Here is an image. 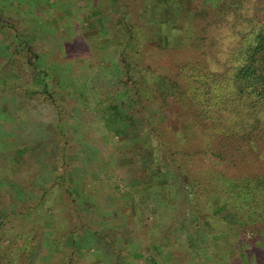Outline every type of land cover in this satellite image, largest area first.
<instances>
[{
  "label": "rangeland",
  "instance_id": "obj_1",
  "mask_svg": "<svg viewBox=\"0 0 264 264\" xmlns=\"http://www.w3.org/2000/svg\"><path fill=\"white\" fill-rule=\"evenodd\" d=\"M128 1L130 16L135 20L140 11L150 5L149 0ZM116 2L0 0V14L14 19L19 36L14 38L0 28V61L7 50L12 52L10 71H5L0 83V208L14 210L0 226V234L7 237L2 246L7 251L5 264H116L114 253L118 254V261L122 264H242L227 240L225 250L219 255L213 250H204L202 237L195 239L198 246L195 251L184 245L185 233L178 229L177 221L185 222L192 230L190 232L203 234L205 218L208 217L203 215L208 207L205 201L196 221L191 217L177 218L184 214L188 203L184 195L175 193L170 180L160 176L153 179V175L139 177L141 181L152 180L150 187L142 188V183L134 186L125 178V170L134 165L132 151L139 152L146 146L151 149L159 140L167 143L179 140L182 148L186 149L185 137L189 135L190 138L191 133L187 135L179 129L182 124L171 125L170 120H176L173 111L167 110L166 103L154 95L149 97L151 103L148 105L161 116L159 132L151 124L148 131L131 132L125 125L124 133L113 132L110 120L115 86L111 81L124 63L116 49V36L109 29ZM94 4L100 11L98 16L102 15V27L94 26L96 17L89 21V17L94 15L90 12L96 9L92 7ZM109 4H112V11ZM142 19L146 22V17ZM146 27L149 29L152 24ZM148 37L140 40V55L135 60L141 67L138 75L143 77L145 71L150 76L157 72L173 74L177 49L156 48ZM31 50L37 54L31 58L37 62V74L31 71L32 66L23 56ZM217 57L223 58L220 53ZM212 63L214 67L222 68L219 62ZM145 66L150 68L145 69ZM152 78L148 77V80ZM42 81L47 82L52 93L51 96L47 94L52 97L48 101L40 98L39 84ZM24 88L31 96L25 93ZM10 95L14 96L16 105L23 107L19 109L21 116L11 117L6 113ZM57 110H61V117L55 115ZM135 111H138L137 106ZM66 140L68 145L63 149L61 145ZM95 144L97 149L87 153ZM29 146L33 148L25 157ZM151 150L156 166L165 168L174 163L164 147L161 152L156 148ZM179 155L175 158L179 159ZM63 156L71 161V166L53 170L52 167L55 163L58 166ZM180 160L184 163L185 156ZM193 163V170L196 165L200 174L213 166L207 159L193 158L190 170ZM251 163L253 167L249 168L242 161L237 168L250 171L259 167L256 162ZM131 170L136 173V169ZM228 170L232 172L233 168ZM61 172H65V183L71 187L72 193L66 190L65 184L49 186L50 180ZM45 179L46 182L43 181ZM57 181L61 182V178ZM16 184L30 189L22 195L26 197L25 201L14 191ZM46 186H49V192L44 195L46 199L37 206L35 203L41 188ZM82 213L87 216L81 217ZM85 220H90L89 224L102 234H89L90 242L94 244L90 249L84 246L88 244L78 241L82 245V253H76L63 242L70 241L68 232ZM257 220L264 224V219ZM221 221L212 219L218 225ZM237 222L224 227L236 229L235 236L242 234L239 236L243 240L250 238L252 234L248 231L239 232L242 224ZM34 224L36 228L32 227ZM127 224L131 227L128 240L117 230L122 231ZM10 233L16 236L11 244ZM245 246L248 248L249 245ZM219 256L221 260H218Z\"/></svg>",
  "mask_w": 264,
  "mask_h": 264
},
{
  "label": "trees",
  "instance_id": "obj_2",
  "mask_svg": "<svg viewBox=\"0 0 264 264\" xmlns=\"http://www.w3.org/2000/svg\"><path fill=\"white\" fill-rule=\"evenodd\" d=\"M114 1H117V7L110 19L109 29L116 36V49L124 63L122 69H117L111 81V85L115 86V94L112 96L115 102L111 104L110 120L113 132L124 133L125 125L131 132L141 129L148 131L150 124L159 132L161 116L155 108L148 105L151 103L149 97L154 95L166 103L167 110L173 111L176 120H170L171 125L182 124L179 129H183L187 135L188 132L191 133L190 138L189 135L185 137L184 142L188 144L186 149L182 148L179 140L168 143L159 140L155 146H151V149L156 148L159 151L164 147L172 156L174 163L169 166L173 174L169 166L164 168L154 164L152 150L150 146H146L139 152H131L134 165L133 168L128 167L125 170L126 180L132 185L142 183V188L150 187L152 180L141 181L139 177L153 175V179L160 176L166 181L170 180L175 193L184 195L188 203L184 214L177 218L199 219V211L205 205L203 201L206 202L207 213L204 212L203 215L208 217L205 218L206 228L203 234H194L185 222L177 221L178 229L185 233L184 245L191 251L198 248L195 239L202 237L204 250H213L219 255L225 250L227 240L231 251L237 253L235 257L242 264H264V224H259L257 220L264 219V0H149L150 5L140 11L141 14L136 20L134 16H130L128 0ZM94 6L96 4L92 5ZM111 6L112 4L108 5L110 11ZM90 13L94 15L89 17V21L96 17L94 26L102 27L104 21L100 18L102 15L98 16V8ZM143 17H146V22ZM148 24H152L149 29L146 27ZM0 28L11 33L14 38L18 36L14 19L9 16L0 14ZM147 35L156 48L177 49V63L173 74L157 72L150 76L145 71L143 77L138 75L141 67L135 60L140 55V40ZM7 52L0 61V83L3 82L2 75L5 71H10L11 67L12 52ZM217 53L223 58H218ZM23 56L32 66L31 71L37 74V62L34 63L31 59L37 56L36 52L31 50V53ZM212 62H219L222 68L214 67ZM147 68L150 67L145 66ZM148 77L153 78L149 81ZM39 89L42 94L40 98L46 101L52 98L49 97L52 93L47 82H40ZM22 102L24 106L25 102ZM6 105L8 110L5 111L8 115L21 116L19 109L23 107L14 103L13 95H10ZM136 106L138 111L134 112ZM55 115L61 117V110H57ZM39 126L42 127V123ZM65 142L61 145L63 149L68 145L67 140ZM32 148L33 146H29L25 150V157ZM94 149H97L96 144L87 153ZM57 152L58 150L55 154ZM178 154L179 159H176ZM182 156H185L184 163L180 160ZM63 158L58 166L55 163L53 170L71 166V161L65 156ZM193 158L207 159L213 166L207 167L200 174L196 165L195 171L193 170L194 163L192 169L189 168ZM242 161L249 168L253 167L251 161L256 162L259 167L250 171L240 170L237 167ZM229 168H233V171H229ZM131 169H136V173L131 172ZM59 177L61 182L57 181ZM54 178L56 180L49 182L50 187L65 184L66 190L72 193L71 187L65 183V172L56 174ZM43 181L46 182V179ZM49 186L41 188V194L35 203L37 206L44 203V195L49 192ZM28 190L30 189L26 186L14 187V191L19 194L18 198H23V193L27 194ZM71 198L75 200L74 196ZM25 199L26 197L22 200ZM12 212L14 210L0 208V226L8 220V215ZM86 216V213L81 215ZM213 218L222 221L218 225L212 222ZM85 221L68 232L70 241L63 242L76 253H82V245L78 241L88 244L84 246L90 249L94 244L90 242L89 234H102L89 224L90 220ZM236 222L242 224L239 232L248 231L252 236L243 240L242 234L235 236L236 229L224 227L225 224L233 225ZM32 227L36 228L37 225ZM130 228L127 224L122 231L117 230L127 236L128 240ZM6 238L0 234V264L6 263L4 254L7 251L2 249ZM9 238L11 244L16 236L10 233ZM124 240L126 241L125 238ZM246 244L249 245L248 248ZM157 246L160 247L158 243ZM176 250L173 249V252ZM114 257L117 261L120 259L115 253ZM219 258L220 256L218 260H221ZM117 261L116 264L123 263Z\"/></svg>",
  "mask_w": 264,
  "mask_h": 264
}]
</instances>
